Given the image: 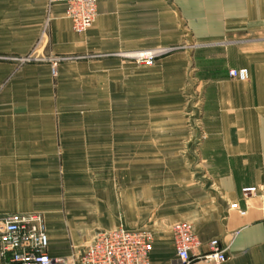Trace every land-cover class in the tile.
Listing matches in <instances>:
<instances>
[{
    "label": "crops",
    "instance_id": "obj_1",
    "mask_svg": "<svg viewBox=\"0 0 264 264\" xmlns=\"http://www.w3.org/2000/svg\"><path fill=\"white\" fill-rule=\"evenodd\" d=\"M96 3V20L77 34L61 4L48 12L46 0H0V217L41 214L47 254H75L76 264L96 235L118 227L139 229L74 219L102 196V181L89 180L85 172H97L103 154L119 153V133L88 125L91 115L56 113L55 83L60 90L65 73L87 66L56 59L175 49L191 58L201 93L197 182L171 175L158 186L167 187V202L174 196L180 204L148 229L150 264H173L172 227L178 223L193 227L201 254L218 240L227 254L221 264H264V0ZM37 41L38 62L17 69L5 59L26 56ZM232 69H246L249 79L230 78ZM130 139L128 152L134 150ZM76 169L83 179L72 177ZM249 187L256 192L246 196L242 189ZM133 193L128 190V196ZM86 235L92 237L85 240Z\"/></svg>",
    "mask_w": 264,
    "mask_h": 264
},
{
    "label": "rangeland",
    "instance_id": "obj_2",
    "mask_svg": "<svg viewBox=\"0 0 264 264\" xmlns=\"http://www.w3.org/2000/svg\"><path fill=\"white\" fill-rule=\"evenodd\" d=\"M39 43L24 57L5 59L17 65V69L38 62L35 51ZM145 53H151L152 58H137ZM181 53L163 49L56 59V63L87 64L83 70L65 73L60 90L55 83V98L58 96L60 104L55 107L56 113L91 115L88 125L97 124L102 130L119 133V153L103 154L97 172L90 169L85 172L89 180L102 181V196H96L83 210L84 214L73 215L76 222L88 220L91 225L118 222L119 226L131 224L151 230L157 216L173 212L172 207L180 204L174 196L167 202L166 198L171 196L165 195L167 187L158 186L164 185L171 175L179 182L184 183L185 179L197 182L194 161L201 93L196 89L191 58L180 56ZM52 76L57 79L56 70ZM73 124L78 125L72 121ZM130 137L134 150L128 152ZM71 160L73 163L76 157L72 155ZM71 174L84 177L77 169ZM128 190L133 195L128 196ZM90 237L86 235L83 239ZM63 259L65 264L77 263L75 254Z\"/></svg>",
    "mask_w": 264,
    "mask_h": 264
},
{
    "label": "built area",
    "instance_id": "obj_3",
    "mask_svg": "<svg viewBox=\"0 0 264 264\" xmlns=\"http://www.w3.org/2000/svg\"><path fill=\"white\" fill-rule=\"evenodd\" d=\"M61 4L70 20L72 30L81 34L87 31L97 17L96 0H46L48 12ZM140 60H150L151 53L139 54ZM55 74V67H52ZM232 79L247 81L246 69H232ZM254 187L242 189L246 196L254 195ZM175 246L173 264H221L227 259L226 250L214 239L208 244V252H199L200 242L188 223L172 227ZM152 233L148 229L128 230L122 227L96 235L84 248L78 264H150ZM48 237L44 219L39 213H14L0 217V259L3 264H65L63 258L47 254Z\"/></svg>",
    "mask_w": 264,
    "mask_h": 264
},
{
    "label": "bare ground",
    "instance_id": "obj_4",
    "mask_svg": "<svg viewBox=\"0 0 264 264\" xmlns=\"http://www.w3.org/2000/svg\"><path fill=\"white\" fill-rule=\"evenodd\" d=\"M136 57V56H135Z\"/></svg>",
    "mask_w": 264,
    "mask_h": 264
}]
</instances>
